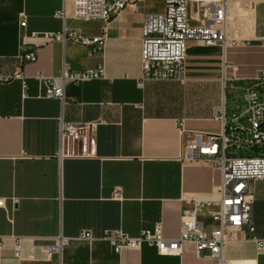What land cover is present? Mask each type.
<instances>
[{
  "label": "crops",
  "instance_id": "obj_1",
  "mask_svg": "<svg viewBox=\"0 0 264 264\" xmlns=\"http://www.w3.org/2000/svg\"><path fill=\"white\" fill-rule=\"evenodd\" d=\"M61 7L63 19L54 16ZM160 11L162 0H130L102 21L73 17L71 0H0V264H212L190 242L173 254L145 243L115 252L100 238L116 228L136 235L155 222L165 237L178 235L181 210L192 198L211 195L219 170L203 157L186 158L187 133H179V119L185 130H203L212 113L209 107H186L176 98L177 87L207 89L214 83L220 94L223 59L236 66L239 77L264 67V2L228 4L224 46L188 41L182 81L137 86L141 20ZM62 24L84 35L101 33L100 52L29 34ZM23 49H34L35 60L22 63ZM98 63L102 77L65 82L63 98L42 94L38 74L55 76L63 65L84 69ZM61 121L93 122L95 154L59 155ZM249 186L254 234L264 237V178ZM81 229L93 239H76ZM55 235L68 240L60 254H46L43 245ZM225 238L230 264H264V242L257 249L236 227H228Z\"/></svg>",
  "mask_w": 264,
  "mask_h": 264
},
{
  "label": "built area",
  "instance_id": "obj_2",
  "mask_svg": "<svg viewBox=\"0 0 264 264\" xmlns=\"http://www.w3.org/2000/svg\"><path fill=\"white\" fill-rule=\"evenodd\" d=\"M63 1V0H62ZM130 0H71L72 16L106 21L117 14ZM141 2L142 0H131ZM264 0H162V11L145 13L140 24V67L136 81L141 87L146 80L184 79V57L188 41L202 45L227 42L228 4L253 5ZM55 17L63 19V7ZM189 19L195 22L190 23ZM24 18L19 21L24 25ZM32 36L45 41L66 40L85 46L88 54L99 53L102 48L101 33L84 35L75 28L62 24L55 30H32ZM234 39H230L233 42ZM20 61L36 58L34 49H23ZM236 66L222 60L219 81L220 104L211 117L218 121L216 131L185 130L178 121L179 133H187L184 142L187 159L203 157L219 170L218 182L207 198H192L190 206L180 212V228L176 237H165L160 223L142 227L136 235H129L119 228L103 232L113 251L122 247L138 248L145 243L158 253H178L182 242H190L200 255L208 256L212 264H230L223 254L225 230L236 227L252 240L257 249L263 246L264 237L254 234L252 220L253 195L249 182L264 178V67L254 75L239 77ZM103 75L101 63L91 68L74 69L62 66L55 76L37 75L46 97L63 98V85L67 81H86ZM22 90L25 82L21 81ZM231 94L233 104L227 105L225 94ZM91 121H61L59 125V155L90 156L95 154V141L91 136ZM116 188L113 195H118ZM204 218H208L205 221ZM76 239L90 241L92 234L81 229ZM18 239L14 240V254L18 255ZM68 237L55 235L43 245L46 254H60Z\"/></svg>",
  "mask_w": 264,
  "mask_h": 264
},
{
  "label": "rangeland",
  "instance_id": "obj_3",
  "mask_svg": "<svg viewBox=\"0 0 264 264\" xmlns=\"http://www.w3.org/2000/svg\"><path fill=\"white\" fill-rule=\"evenodd\" d=\"M186 84L188 85V83ZM221 92L219 94L218 84H214V83L209 85L207 89L206 87L205 89H199L197 88L196 85H189L188 87L185 88V86L183 85L182 89H180V86L177 87L176 98L181 100V102L184 103L186 107L193 106V107H200L203 109H207L209 107L210 112L213 113L218 109V106L220 104ZM231 96L232 95L229 94L228 92L225 94L227 105L233 104ZM202 126H203L202 127L203 130L209 129L212 131H216L219 128L218 122L212 117L206 118Z\"/></svg>",
  "mask_w": 264,
  "mask_h": 264
}]
</instances>
